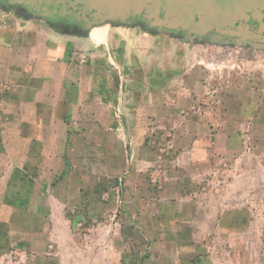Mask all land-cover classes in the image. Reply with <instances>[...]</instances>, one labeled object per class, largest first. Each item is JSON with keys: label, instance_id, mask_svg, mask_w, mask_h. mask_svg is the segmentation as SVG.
Here are the masks:
<instances>
[{"label": "crops", "instance_id": "obj_1", "mask_svg": "<svg viewBox=\"0 0 264 264\" xmlns=\"http://www.w3.org/2000/svg\"><path fill=\"white\" fill-rule=\"evenodd\" d=\"M158 31L165 33L107 19L74 28L29 11L0 9V264H73L70 255L82 247L69 201L54 190L63 183L52 176L58 166L70 165L63 160L64 140L88 131L101 142L105 130L111 138H128L139 156L148 152L155 125L152 134L159 137L174 124L166 133L172 144L162 151L175 145L177 159L205 169L201 196L184 211L190 217L201 208L213 226L221 219L211 199L222 196L214 175L230 166L215 162L233 151V141L242 146L245 136L231 118L221 123L211 115L176 116L185 99L192 106L204 78L214 73L201 67L204 59L182 38ZM255 107L257 119L263 107L257 101ZM186 188L184 193L191 190ZM183 199L194 200L189 193Z\"/></svg>", "mask_w": 264, "mask_h": 264}, {"label": "rangeland", "instance_id": "obj_2", "mask_svg": "<svg viewBox=\"0 0 264 264\" xmlns=\"http://www.w3.org/2000/svg\"><path fill=\"white\" fill-rule=\"evenodd\" d=\"M0 9L22 11L4 3ZM163 31L182 38L204 59L201 67H212L214 73L204 78L192 106L185 99V109L176 116L211 115L221 123L231 118L234 129L245 136L242 146L233 141V151L220 153L215 162L230 166L213 174L220 183L215 190L222 196L211 199L221 219L213 226L201 208L190 217L184 211L186 204L195 206L200 198L205 169L177 159L171 153L175 145L162 151L172 144L166 133L174 131V124L162 129L165 134L159 137L152 134L159 129L155 125L146 140L148 152L139 156L132 154V140L111 138L108 130L102 142L95 132L69 135L63 160L70 165L66 170L58 166L52 178L63 183L54 190L69 201L82 247L70 255L73 264H264V46ZM255 101L263 107L257 119ZM243 119L254 120L243 124ZM187 186L191 190L184 193ZM187 193L194 200L183 199Z\"/></svg>", "mask_w": 264, "mask_h": 264}, {"label": "water", "instance_id": "obj_3", "mask_svg": "<svg viewBox=\"0 0 264 264\" xmlns=\"http://www.w3.org/2000/svg\"><path fill=\"white\" fill-rule=\"evenodd\" d=\"M44 17L87 22L139 17L159 30L214 31L238 41L264 39V0H0Z\"/></svg>", "mask_w": 264, "mask_h": 264}, {"label": "flooded vegetation", "instance_id": "obj_4", "mask_svg": "<svg viewBox=\"0 0 264 264\" xmlns=\"http://www.w3.org/2000/svg\"><path fill=\"white\" fill-rule=\"evenodd\" d=\"M0 3H4V4H7V5H10V6H15V7H18L24 11H28L26 10L25 8L21 7L20 5H12V4H9L7 2H4V1H0ZM50 19H53V20H56V21H60V22H65L66 24H69V25H72L74 28H83L85 27L86 25L88 24H91L92 21H85L83 19L81 20H73L71 18H69L68 16H63V17H58V16H51L49 17ZM116 22H124V23H134V24H142L146 27H149L151 29H154L156 27H150L147 23L143 22L139 17H134L132 18L131 20L129 21H120V20H114ZM158 29V28H156ZM172 31H176V32H179V33H184L186 34L188 37H194V36H198V37H201V36H204V37H212L214 39H224V38H232V39H235V40H239L238 38L236 37H231V36H223V35H220L218 36L217 33H215L214 31H209V32H206V33H202V34H194V33H190L186 30H181V29H173ZM252 42H246V43H255L257 45H262L264 46V39H257V40H251ZM244 42V41H242Z\"/></svg>", "mask_w": 264, "mask_h": 264}]
</instances>
